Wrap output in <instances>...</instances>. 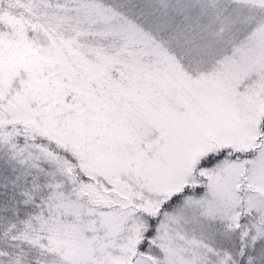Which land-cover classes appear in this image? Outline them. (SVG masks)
<instances>
[{
  "label": "snow or ice",
  "instance_id": "snow-or-ice-1",
  "mask_svg": "<svg viewBox=\"0 0 264 264\" xmlns=\"http://www.w3.org/2000/svg\"><path fill=\"white\" fill-rule=\"evenodd\" d=\"M0 264H264V0H0Z\"/></svg>",
  "mask_w": 264,
  "mask_h": 264
}]
</instances>
